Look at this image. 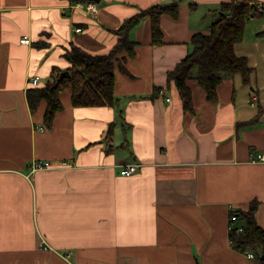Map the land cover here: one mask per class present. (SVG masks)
I'll return each instance as SVG.
<instances>
[{
  "label": "crops",
  "instance_id": "obj_1",
  "mask_svg": "<svg viewBox=\"0 0 264 264\" xmlns=\"http://www.w3.org/2000/svg\"><path fill=\"white\" fill-rule=\"evenodd\" d=\"M231 1L0 0V264H259L232 248L228 219L256 203L264 229V0L233 48L249 84L223 76L213 103L188 80L185 112L167 80ZM158 4L178 17H160V44L148 18L131 31L113 106H74L66 89L51 125L44 100L31 110L29 78L42 88L69 68L71 44L109 52L126 19Z\"/></svg>",
  "mask_w": 264,
  "mask_h": 264
},
{
  "label": "trees",
  "instance_id": "obj_2",
  "mask_svg": "<svg viewBox=\"0 0 264 264\" xmlns=\"http://www.w3.org/2000/svg\"><path fill=\"white\" fill-rule=\"evenodd\" d=\"M221 17L212 23L209 34L198 33L191 38L193 49L184 59L167 73L168 83L175 84L183 110L192 111V98L188 80H195L204 90L210 102H216V89L223 76L239 75L241 81L249 84L252 69L244 57H237L233 48L242 41L246 20L256 11L254 0H232L221 6ZM178 6L175 4L154 5L141 9L134 16L126 19L116 31L117 40L112 49L103 54H91L71 44L65 53L70 67L56 71L51 82L42 88H32L27 92V102L31 110L45 101L44 120L51 125L54 115L63 106L59 95L66 89L71 91L70 102L74 106H113L114 66L126 59L118 56L126 54L132 57L135 44L129 39L130 33L144 18L150 19L151 41L160 44L162 33L159 27L160 17L170 15L178 17ZM61 73H67L61 76ZM257 204L251 203L244 211L238 210V219L243 226L241 233L231 232L229 239L232 248L241 253H254L259 264H264V229L256 221L254 214Z\"/></svg>",
  "mask_w": 264,
  "mask_h": 264
},
{
  "label": "built area",
  "instance_id": "obj_3",
  "mask_svg": "<svg viewBox=\"0 0 264 264\" xmlns=\"http://www.w3.org/2000/svg\"><path fill=\"white\" fill-rule=\"evenodd\" d=\"M85 9L89 12H95V5L93 3H89L85 6ZM257 10H260L261 12H264V8L262 5H259L257 7ZM23 44H27L29 42V39H23L20 41ZM39 82V77H31L29 78V83L31 86H37ZM169 101V99H167ZM257 160L264 161V154L259 155ZM52 165L51 161H33L30 165V171H38V170H45V168H50ZM135 170V166L130 164L120 170V174L124 176H130ZM229 214V219H228V225H229V232H235V233H241L243 231V226L241 225L239 219H238V211L235 208H231ZM248 256L250 258H255V256L252 253H249Z\"/></svg>",
  "mask_w": 264,
  "mask_h": 264
},
{
  "label": "water",
  "instance_id": "obj_4",
  "mask_svg": "<svg viewBox=\"0 0 264 264\" xmlns=\"http://www.w3.org/2000/svg\"><path fill=\"white\" fill-rule=\"evenodd\" d=\"M94 1H96V0H94ZM62 75L61 76H65V75H67V73H61Z\"/></svg>",
  "mask_w": 264,
  "mask_h": 264
}]
</instances>
